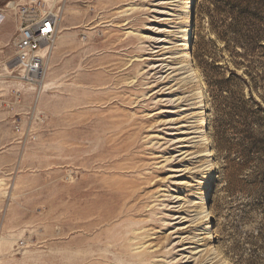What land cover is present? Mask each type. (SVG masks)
Segmentation results:
<instances>
[{
	"label": "rangeland",
	"instance_id": "rangeland-1",
	"mask_svg": "<svg viewBox=\"0 0 264 264\" xmlns=\"http://www.w3.org/2000/svg\"><path fill=\"white\" fill-rule=\"evenodd\" d=\"M25 2L0 0V264H264V111L232 74L264 42L229 48L217 0L192 22L188 0H45L57 43L34 86Z\"/></svg>",
	"mask_w": 264,
	"mask_h": 264
},
{
	"label": "built area",
	"instance_id": "built-area-1",
	"mask_svg": "<svg viewBox=\"0 0 264 264\" xmlns=\"http://www.w3.org/2000/svg\"><path fill=\"white\" fill-rule=\"evenodd\" d=\"M13 8L18 16L13 47L19 78L39 86L46 73L47 59L57 43L59 15L45 0H27Z\"/></svg>",
	"mask_w": 264,
	"mask_h": 264
},
{
	"label": "trees",
	"instance_id": "trees-1",
	"mask_svg": "<svg viewBox=\"0 0 264 264\" xmlns=\"http://www.w3.org/2000/svg\"><path fill=\"white\" fill-rule=\"evenodd\" d=\"M217 37L224 40L229 48L244 43L250 52L258 55L256 50L264 42V0H217ZM255 62L246 68L247 77L235 71L232 74L233 78H239L248 85L251 100L264 111L263 104L253 96L254 90L262 89L264 101V54L262 61ZM235 64L240 66L238 62Z\"/></svg>",
	"mask_w": 264,
	"mask_h": 264
},
{
	"label": "bare ground",
	"instance_id": "bare-ground-1",
	"mask_svg": "<svg viewBox=\"0 0 264 264\" xmlns=\"http://www.w3.org/2000/svg\"><path fill=\"white\" fill-rule=\"evenodd\" d=\"M192 1L193 0H188V3H186V5L184 6V12L188 14V22H192L193 20V16H192V12H191V4H192ZM191 40H192V36L190 34H188L187 36V39L185 41V59L187 61H190L192 60V56H191V53L188 51L189 50V47H190V43H191ZM48 61V59H47ZM46 74V73H45ZM45 76V75H44ZM43 80V79H42ZM214 174L211 175V178H213ZM120 190H121V186H120ZM123 190V189H122ZM210 194V187L208 188V190L202 195L205 196L203 199L201 197L200 199V208L202 210L203 213H207L209 212L210 213V210H209V206H208V200L205 201V199L209 196ZM202 204V205H201ZM116 222V221H115ZM128 228V227H127ZM104 229H105V226L101 228L102 232H104ZM118 230L121 232V234L119 235L118 237V240L121 242H126V239H127V236H128V233L129 232H132V230H125V229H122V228H118ZM134 234V233H133ZM136 235V234H134ZM138 237V236H137ZM134 240V238L132 239V241ZM140 257V255L138 256Z\"/></svg>",
	"mask_w": 264,
	"mask_h": 264
}]
</instances>
